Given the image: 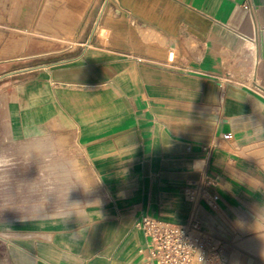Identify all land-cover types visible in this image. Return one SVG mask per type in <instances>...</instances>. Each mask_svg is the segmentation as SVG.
Here are the masks:
<instances>
[{"label": "crops", "instance_id": "obj_1", "mask_svg": "<svg viewBox=\"0 0 264 264\" xmlns=\"http://www.w3.org/2000/svg\"><path fill=\"white\" fill-rule=\"evenodd\" d=\"M1 81L74 134L102 189L22 264H144V215L201 220L230 264L223 212L264 223L245 153L264 143V0H0Z\"/></svg>", "mask_w": 264, "mask_h": 264}, {"label": "rangeland", "instance_id": "obj_2", "mask_svg": "<svg viewBox=\"0 0 264 264\" xmlns=\"http://www.w3.org/2000/svg\"><path fill=\"white\" fill-rule=\"evenodd\" d=\"M5 82H0V264H22L25 244L47 236L43 225L81 221L102 203V189L74 134L46 112L21 109ZM245 153L264 177V143ZM257 184L264 188V182ZM230 210L237 216L222 214L224 229L230 228V264H264V223L250 220L242 209Z\"/></svg>", "mask_w": 264, "mask_h": 264}, {"label": "built area", "instance_id": "obj_3", "mask_svg": "<svg viewBox=\"0 0 264 264\" xmlns=\"http://www.w3.org/2000/svg\"><path fill=\"white\" fill-rule=\"evenodd\" d=\"M223 138L231 139L232 134H224ZM189 195L192 199L200 195L209 207L216 205V197L205 189L200 193L190 190ZM137 225L146 239L144 264H229L224 242L199 219L175 223L144 215Z\"/></svg>", "mask_w": 264, "mask_h": 264}]
</instances>
